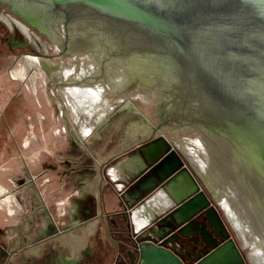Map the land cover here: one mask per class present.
<instances>
[{
  "label": "water",
  "instance_id": "95a60500",
  "mask_svg": "<svg viewBox=\"0 0 264 264\" xmlns=\"http://www.w3.org/2000/svg\"><path fill=\"white\" fill-rule=\"evenodd\" d=\"M138 1L146 7L161 11L165 16L177 18L187 32V39L183 43L185 50L186 48L192 50L202 67L194 70L179 56L178 46L173 40L159 33H152L145 26L124 19L102 1L0 0L2 4L14 7L16 14L31 26L35 24L28 20L24 10L29 12L34 10L39 12L43 18L52 21L53 17L57 18L54 21H59L64 16L62 27L65 30L66 40L70 22L68 18L73 15V12H79L87 17L95 15L101 21H107L113 25L118 37L116 40L130 41V44L137 42L135 44L143 50L155 51L158 47L162 48L164 52L161 54L169 56L177 67L180 84L177 89L185 98L184 101L191 104L190 113L193 114V119H198L200 124H204V121L209 126L213 124L215 128L217 124L226 122L230 127V135L234 139L247 141L256 144L259 149L262 148L264 145V113L262 111L264 102L261 101L260 105L254 98L255 94L250 95V92L243 90L242 87L247 80H256L257 83L264 82V40L257 37L264 36V0ZM250 31L255 33L252 34ZM112 52L115 53V51ZM64 53L65 48L58 55L63 56ZM211 54L214 59L209 56ZM109 56L112 57L110 54ZM48 57L52 58V56ZM206 74L211 82L206 79ZM214 81L217 82L218 89L229 92L232 105H223L219 102V97L217 98L214 94ZM52 90L60 105L61 116L66 124L68 135L74 142L81 144L77 134L70 129L67 106L60 97L56 84H53ZM185 102H182L184 105L180 106L181 113L186 111ZM257 107L262 111L261 117L255 114ZM118 111L119 113L129 112L133 116L132 121L150 128L151 134L147 137V141L155 140L158 143L157 151L141 152L148 169L156 170L165 161L170 160L174 162V168L164 178V182L168 179L177 180L180 175L191 181L188 190L183 192L184 196L180 195L172 199L169 210L138 230L130 224L132 208L128 204L120 205L123 209L122 216L127 223L125 226H114V229L129 259L126 264H246L241 249L228 234L220 219L219 204L204 190L200 177L188 160L181 152L177 153L176 144H170L162 134H157L161 131L162 125L177 130L176 126L184 123L182 118L176 116L177 110L173 113V123L167 121L156 126L148 122L129 100H126ZM212 134L216 135L217 140H223L222 138L227 135L216 132ZM101 180L104 182L103 177ZM161 184L162 182L159 185ZM198 219H201L202 223L196 222ZM50 221L49 228H53L58 234L59 230L53 220ZM110 223L112 224V221ZM191 226L196 227V230L201 227V230L205 231L214 242L204 243L203 237L200 236L201 240H198L195 247L205 244L206 249L202 251L203 257L196 261L186 260L187 252L184 249V245L188 244L194 232L189 231ZM219 228L222 233L218 230ZM126 231L129 234H125ZM168 235H171L174 241H168ZM167 242H170L172 247L167 246ZM58 259L55 261L56 264H62L60 259H65L67 264H79L74 256L69 258L59 256ZM248 261V264H251L249 257Z\"/></svg>",
  "mask_w": 264,
  "mask_h": 264
},
{
  "label": "crops",
  "instance_id": "0c3cea01",
  "mask_svg": "<svg viewBox=\"0 0 264 264\" xmlns=\"http://www.w3.org/2000/svg\"><path fill=\"white\" fill-rule=\"evenodd\" d=\"M77 71L65 78L76 80ZM122 104L105 118L90 114L89 127L78 125L80 118L68 104L70 126L81 144L69 136L51 141L48 127L42 125L34 136L27 128H7V136L0 130V166L9 164L12 172L1 174L0 169V194H5L0 206L9 214L23 207L14 217L0 213V264H56L59 256H74L79 264H114L117 249L109 232L115 225H124L121 204L132 208L130 222L138 230L169 210L172 199L185 195L191 183L188 178L180 175L164 182L174 162L167 160L156 170L146 167L141 152L157 151L158 143L147 141L150 134L145 125H133L132 114L119 113ZM1 111L0 117H4L6 112ZM157 134L174 144L168 130ZM6 188L15 195L5 193ZM50 218L58 234L49 228ZM60 261L67 264L65 259Z\"/></svg>",
  "mask_w": 264,
  "mask_h": 264
},
{
  "label": "bare ground",
  "instance_id": "6f19581e",
  "mask_svg": "<svg viewBox=\"0 0 264 264\" xmlns=\"http://www.w3.org/2000/svg\"><path fill=\"white\" fill-rule=\"evenodd\" d=\"M24 12L28 20L35 25H38L39 23L42 24V22H45L46 24L48 22V24L50 25H62L60 21H52L43 17H34L39 14V12H36L34 10H31L30 12L24 10ZM71 18V24L73 22L78 24L77 28L79 30L77 29V37L72 35L74 34L73 32H76L77 30L75 28H72L71 30L69 27L70 25L68 26V29L69 31L71 30L72 33L70 35L67 33V40L66 35L64 38L62 34L57 32L55 26L53 31L50 33V37L52 39V42L55 43L54 46L55 49H58V53L62 52V50L65 48V53L63 54V56H67L70 53L72 56H74V60L69 61L68 65H59L47 62L45 60L43 61L41 58H37L35 56L27 55L19 60L17 68L11 71V75L22 80L26 79L30 81L33 91L36 89V79L42 77L44 78V81L47 80L53 84H56L58 92L61 93L62 96H64V102H66V106L69 104V106L73 107L76 114L80 118V121H78V125L89 127L90 125L87 126L88 120H90L89 116H91L93 113H96L95 115L98 116V119H100V117L105 118L106 115H108L116 107V105L121 104V102L124 104L126 100H129L132 103V100L137 96L136 95L134 97V95H132L131 93L129 96L123 97L122 100L115 101V106L112 105L113 100L107 99L106 91H109L112 88L111 86L109 87V85L106 86L101 79L104 78L103 76L107 75L105 66L110 63V59H116V61H118V65H120V63L122 65L123 63L136 65L133 66L135 69L130 68V65H126L125 67H128L126 68L128 71L130 70L134 72V74H136L139 79H142V82L150 81V76L151 74H153V71L155 72V70V73H157V75L160 74L157 70L158 68L153 67L152 65L144 66L145 63H139L138 60V62H133L132 60L134 59L135 55H133V57L131 56L130 59L129 54H124L123 52L116 53V50H113L112 42L116 40V30L113 25L109 24V22L96 21L94 17L93 19L90 16H82L81 13H79L77 17L73 14ZM0 20L12 30L15 28L21 30L26 38H29L30 42H33L35 46L43 49L44 51L48 50L49 45H46L40 38H38V36L31 33V31L15 17L6 13H0ZM84 21H91V23L95 22L96 25H93L94 29H98L99 24L106 25V32L102 34L101 32L95 31L93 29L95 31L94 32L90 30V26L88 27L87 25L82 24ZM96 33L99 35V38H97L98 36L95 35ZM250 33L253 34L255 32L250 31ZM254 36L256 37L257 35ZM257 37L258 39L264 40V36ZM87 38H89L91 41L87 40ZM38 42L40 43V46H38ZM112 51H115V53L113 54ZM77 53H84L87 57L86 60L90 62V65L84 67V69L80 68L77 71V75L75 76L76 80L65 78L75 70L73 63L76 65L80 64V58ZM75 54H77V56H75ZM109 54L112 55V57L109 56ZM209 56L214 59V56L212 54ZM46 57L48 56L46 55ZM100 61H102L101 64H96L97 62L100 63ZM96 66L97 68L95 69ZM122 77H124V75ZM126 82H128V80ZM246 82L247 83L244 85V87H242V89L250 92L251 95L254 93V98H256V100H258V103H260L261 105V101L264 102V82L257 83L256 80H247ZM140 86H142L138 91L140 92V95L143 97L148 96L149 89L151 88L146 87V84H140ZM65 87L68 88L64 89ZM71 87L78 88L73 89ZM115 89H117V87H115ZM50 93L51 95H54V91L52 89L50 90ZM137 99H139V97ZM262 111L264 113V110ZM262 111L261 109H259V107H257L255 109L256 116L261 117V115H263ZM68 119L70 124L69 116ZM133 125H137V123L134 121ZM145 128L147 130H150V128L146 126ZM176 128L177 130L173 128L169 130L167 128L169 130V134L171 135L174 131V135H172V137H175V139L179 129L178 127ZM185 129L190 130L192 128L189 127ZM147 130L146 132L151 134V132ZM197 132L198 137L192 139L183 136L184 138H181V141L173 139V142L194 168V170L200 177L201 182L207 188L209 193L217 200V202L221 206L227 208V215L228 210L232 213L228 220L239 237L243 240L245 238H249L252 240L254 239L255 243L260 245V248L263 251L255 253L251 252L249 257L251 264H264V179L262 178V175L258 173L257 169L259 168L257 167L256 170H254L255 174L251 172L253 174H246V178H243L242 172H236V167H240V164L236 159V155H232L228 145H226L225 142L221 139L217 140L216 135L214 134L212 135L207 133L205 138L202 136L201 132ZM210 137H213L216 141L219 142L221 149L219 148V145L216 144L217 142L212 140ZM222 142L224 143L222 144ZM241 179H245L246 183L242 182ZM8 195L10 196V194ZM4 199L7 200L8 198L5 197ZM159 202L160 200L157 203ZM18 207L20 206L18 205ZM148 221L149 220L147 219V222ZM138 222L135 223L137 224ZM212 223H214L213 220ZM142 224L146 223L144 222Z\"/></svg>",
  "mask_w": 264,
  "mask_h": 264
},
{
  "label": "rangeland",
  "instance_id": "374dc122",
  "mask_svg": "<svg viewBox=\"0 0 264 264\" xmlns=\"http://www.w3.org/2000/svg\"><path fill=\"white\" fill-rule=\"evenodd\" d=\"M97 1L99 2L102 1L103 4L109 6L116 13L118 12V14H120L124 19L140 24L143 27L145 26L148 30L152 31V33L155 34L159 33V35L173 40L178 46L177 50L179 52V56L182 59H184L185 62L190 64L192 68H194V70L196 69L198 70L200 66L202 67V64L197 58V55L193 53L192 50H187V48L185 50L183 43L187 39L186 38L187 32L184 26L180 24L177 18H175L174 16H168V15L165 16L161 11L159 10L157 11L155 9L146 7L142 5V3L139 2L138 0H97ZM0 7H2L6 12L18 18L23 23H25L34 33L40 36V38H42V40L50 47L46 55L52 56V58L46 57L45 54L42 53L40 54L37 49H32L30 47H25L23 49H16V51L13 52H10L8 49H5V53L7 54L5 55V53H2L4 54V56H0V114H2L1 110L6 112L4 117H0V130L2 131V136L8 135L7 128L9 130H13L16 127L18 128V130H24L26 128L29 131L32 130L33 132H30V135L34 136L36 135L35 132H40L42 125L43 128L48 127L49 140L52 141V140L69 139L70 136L68 135L66 124L61 116V109L58 100L54 95H51L50 93V90L53 88V83L47 80L44 81L43 77H42L43 79L42 78L36 79V83H37L36 89L33 91L30 81L26 79L22 80L18 77H13L11 75V71L17 68L19 64V61L16 59V57L22 59L23 57L28 55L27 53L37 55L41 59L47 62L53 64H59V65L61 64L68 65L69 61L74 60L73 59L74 56H72L70 53L67 56L58 55V51L54 48V45L50 42L48 36L43 31H41L36 25L31 26L30 24L22 20L20 16L11 12L10 8L8 6H5V4L0 3ZM0 31H1L0 32L1 37L3 39H6V41L11 40L12 38H16L20 41L23 40V34L20 31L17 30L10 31L2 23H0ZM95 31H97V29H95ZM95 35L98 36L97 38H99V35L97 33ZM115 38H118L117 35L115 36ZM87 40H89V38H87ZM135 43L137 44V42H133L130 44V41L123 42L121 40H115L114 42H112V46H113L112 48L113 50H116V53L123 52L124 54H129L130 59L131 56L135 55L134 59L132 60L133 62L139 61V63H142L145 60L146 61L145 65L147 66L150 65L152 66L155 65V67L162 66L155 62H149L151 61L150 56L148 54H145L143 48L140 47L139 45H136ZM77 54H75V56H77ZM78 56L80 58V64L76 65L73 63V66L76 67L74 71L79 70L81 65H82V69L90 65V62L86 60L87 57L84 53L78 54ZM101 62L102 61H100V63L97 62L96 64H101ZM126 65L127 66L130 65V68L133 69H135L133 66H136L134 64H127V63H123V65L120 63V65H118V61H116V59L114 60L110 59V63L105 66L107 70V75L103 76L104 78H102L101 80H103V83L106 86L109 85V87L111 86V88L113 89L114 87H117L118 89V90L117 89L112 90L114 93H111V90L106 91L107 99L115 101L116 98L123 99V97H127L132 93L134 97L137 95L132 100V104L144 114L145 118L152 125L160 124L166 116L168 119V117L171 115L169 111L170 108L169 100L166 99L165 96L164 97L158 96L157 92L152 90L154 88L155 90L157 89L163 90L164 86L162 82L151 79L150 81H143L144 82L143 84L142 82H140L142 81V79H139V77L136 74H134V72L130 70L128 71L126 69L128 68L125 67ZM119 66L123 69L119 68ZM121 73H123L124 77H122ZM120 77L123 78V81L119 80ZM206 79L211 82L210 78L207 77ZM127 80L128 82H126ZM131 80H136V82L129 84ZM140 84L143 85L146 84V87L151 88L149 89L148 96L143 97L140 95V92H138L139 89H141L142 87L140 86ZM213 84H214V94L215 96H217V98L219 97L218 99L219 102H221L223 105H232V100L229 99V95H230L229 92L226 93L223 90H221V88L218 89L216 81H214ZM118 93H122V95ZM59 95L60 97L63 98L61 93ZM138 97L139 99H137ZM70 125L73 126L72 124ZM71 126L70 129H72ZM162 127L163 128L161 129L165 130L164 129L165 127L164 126ZM178 128L179 129L175 139L177 141H181L184 137H188L192 139L198 137L197 131L201 132L202 136L206 138L207 133H205L204 130H197L195 128L187 130L184 127L183 128L178 127ZM19 135L20 136L24 135V132L18 133V136ZM170 137L172 138L171 134ZM210 138L216 141L213 137ZM216 142H217L216 144H218L219 148L221 149L219 142L218 141ZM223 143L224 142H222V144ZM179 152L180 151L177 149L178 154H180ZM26 162L28 163L29 161ZM0 167L2 168L1 174L12 173L10 172L11 170L9 169L10 167L9 164H7V166L5 164H2ZM17 199L20 201L21 196L19 195ZM231 214L232 213L229 210H228V215L225 211L223 213L226 221L228 222V224L236 234L238 242H240V244L244 248H246L244 249L243 252L246 255L249 254L248 257H250L251 252L255 253V252L263 251L260 248V245L255 243L254 239L252 240L249 238H245L243 242V239H241L237 234V232H235V229L232 227L231 223L228 220ZM234 233L231 232L232 236H234Z\"/></svg>",
  "mask_w": 264,
  "mask_h": 264
},
{
  "label": "flooded vegetation",
  "instance_id": "af4514ba",
  "mask_svg": "<svg viewBox=\"0 0 264 264\" xmlns=\"http://www.w3.org/2000/svg\"><path fill=\"white\" fill-rule=\"evenodd\" d=\"M1 3V2H0ZM5 6H8L9 8H10V10H11V12H13L14 14H16V10H14V7H12V6H10V5H8V4H5ZM0 13H6V14H9V15H11L10 13H8V12H6L2 7H0ZM73 14L77 17V15L79 14V12L77 13V12H73ZM16 15H18V14H16ZM11 16H13V15H11ZM63 16V15H62ZM13 17H15V16H13ZM34 17H36V18H38V17H42V16H40V13L39 14H37L36 16H34ZM90 17H94L95 18V20L96 21H101L100 20V18H97L95 15L94 16H90ZM16 18V17H15ZM93 18V19H94ZM16 19H18V18H16ZM53 19L55 20V19H57V18H55V17H53ZM69 19V24H68V26L70 27V29L72 30V28H75L76 30L78 29L77 28V23H75V22H73L72 24H71V22H72V18L71 17H69L68 18ZM19 20V19H18ZM89 20H92V19H89ZM20 21V20H19ZM59 21L61 22V23H63V21H64V16L63 17H61L60 19H59ZM20 22H22V21H20ZM107 22V21H106ZM0 23H2V24H4L10 31H14V30H17V31H20L22 34H23V40H18V39H16V38H12L11 40H9V41H6V39H3L2 37H1V33H0V56H4V54H2V53H5V49H8L10 52H13V51H16V49H23V48H25V47H30V48H32V49H37L38 51H39V53L41 54H47L48 53V51H49V49H50V47H48V50L47 51H44L43 49H41V48H39V47H37V46H35V44L33 43V42H30V39L28 38H26V36L24 35V33L21 31V30H19V29H17V28H15V29H11V28H9L5 23H3L1 20H0ZM23 23V22H22ZM30 31H31V33H33V34H35L36 36H38L36 33H34L25 23H23ZM80 24V23H79ZM82 24H84V25H87L89 28H90V30H92V31H94L95 29H94V27H93V25L95 24V22H93V23H91V21H84ZM96 25V24H95ZM36 26L39 28V29H41V31H43L47 36H48V38H49V40H50V42L54 45L55 43H53L52 42V39H51V37H50V33L53 31V29H54V26H55V28L57 29V32H59L60 34H62L63 36H64V38H65V30L63 29V27H62V25H58V24H56V25H50V24H48V22H47V24L45 23V22H42V24H36ZM48 28H47V27ZM62 29V30H61ZM94 29V30H93ZM106 29H107V27H106V25H103V24H99V28L97 29V31H99V32H101L102 34L103 33H105L106 32ZM64 30V31H63ZM68 30V34L70 35L71 33H72V31L70 30V33H69V29H67ZM79 30V29H78ZM78 30L76 31V32H73L74 34H72L73 36H78V34H77V32H78ZM62 31V32H61ZM91 31V32H92ZM1 32V31H0ZM95 32V31H94ZM38 38H40V36H38ZM41 40H42V38H40ZM90 40V39H89ZM43 41V40H42ZM91 41V40H90ZM44 42V41H43ZM93 42H94V40H93ZM45 43V42H44ZM69 43V42H68ZM38 44V46H40V43L38 42L37 43ZM46 44V43H45ZM47 45V44H46ZM54 48H55V46H54ZM56 50H58V49H56ZM144 52H145V54H148L149 56H150V59H151V61H149V62H155V63H157V64H159V65H162V66H157L156 68H158L157 70H158V72H159V74H160V76H157V73H155L154 71H153V74H151L152 76H150V79H153V80H157V81H161L162 82V84H163V86H164V88H163V90H160V89H157V90H155V88H154V90L155 91H158L157 92V94H158V96H165V98L166 99H168L169 100V102H170V108H169V111H170V113H171V115L168 117V119H167V116L162 120V124L163 123H165V122H172L173 123V120H172V118H173V113H174V111L175 110H177L176 111V116H178V118H182L183 120H184V123L181 125H179V126H176V127H190V128H192V129H197V130H204V132L205 133H208V134H212L213 132H216V133H218V134H223V135H226L225 137H223L222 139V141H224L225 142V144L226 145H228V147L230 148V150H231V153H232V155L234 156V154L236 155V159H237V161L239 162V164H240V167L238 166V167H236V172L238 173V172H242V176H243V178H246L245 176H246V174H253L254 173V170H256V168L258 167L259 169H257L258 170V173L259 174H261L262 175V178L264 179V145L262 146V148H258L257 146H256V144H252V143H249V142H247V141H240V139H234L231 135H230V127H229V125H228V123H226V122H223V124H217L216 125V128H215V126L212 124V125H208L207 123H205V121L203 122L204 124H200V123H198V119H193L194 117H193V114L192 113H190V110H191V104L190 103H186L184 100H185V98L181 95L182 93H180V92H178V86L180 85L179 84V76H178V70H177V67L172 63V61H171V58L169 57V56H167V55H162L161 53L162 52H164V50L162 49V48H157L155 51H153V50H143ZM7 53H5V55H6ZM28 55H31V56H35V57H37V58H40L39 56H37V55H34V54H31V53H27ZM133 57V56H132ZM143 57V56H142ZM24 58V57H23ZM153 58V59H152ZM16 59L19 61L20 60V58H18V57H16ZM145 59V58H144ZM146 61L144 60V62H142V63H145ZM144 66H147V65H145L144 64ZM153 67H155V65H153ZM156 71V70H155ZM161 73H162V75H161ZM136 82V80H131L130 81V83L129 84H132V83H135ZM140 82H142V81H140ZM143 84H144V82H142ZM129 84H128V86H129ZM182 86V85H181ZM250 94V93H249ZM180 95L182 96V97H180ZM185 96L187 95L186 94V92H185V94H184ZM251 95V94H250ZM252 95H254V93L252 94ZM185 102V104H186V111L185 112H183V113H181L180 112V106L181 105H184L183 103ZM176 104H178V105H176ZM172 106H173V108H172ZM175 109V110H174ZM236 115H238V113H236ZM183 116V117H182ZM195 116V115H194ZM177 120V119H176ZM181 120V119H180ZM191 121V122H190ZM212 123H213V121H211ZM190 123V124H189ZM158 125V124H157ZM224 125V126H223ZM162 126H164L165 128V130L168 128L169 130L170 129H172V128H169V127H167V126H165V125H162ZM163 128V127H162ZM167 129V130H168ZM168 130V131H169ZM176 130V129H175ZM217 138V137H216ZM234 168V167H233ZM251 172H253V173H251ZM255 174V173H254ZM262 179V180H263ZM242 180V182H244V183H246V180L245 179H241ZM202 186H203V188H204V190L208 193V195L210 196V198L211 199H214L213 197H212V195L209 193V191L207 190V188L202 184ZM7 189V188H6ZM9 190V189H8ZM12 193H13V191L12 190H10ZM14 194V193H13ZM15 195V194H14ZM215 200V199H214ZM217 202V201H216ZM218 203V202H217ZM219 204V203H218ZM219 206H220V208L221 209H219L220 211H219V214H220V219H221V221H222V223H223V225H224V227H225V229H226V231L228 232V234L234 239V241L236 242V244L238 245V247L241 249V254H242V257L244 258V261H245V263L246 264H248V255H246L243 251H244V249H246V248H244L241 244H240V242H238V240H237V237H236V234L234 233V231L232 230V228L230 227V225L228 224V222L226 221V219H225V217H224V215H223V213H224V211L226 212L227 210V208L226 207H223V206H221L220 204H219ZM224 209V210H223ZM23 212V207H22V210H20V211H18V210H16L15 211V213L14 214H10L9 216H7L6 215V211L4 210V211H0V213H3L5 216H7V217H14L15 215H17V213H19V214H21ZM123 217V216H122ZM124 219V218H123ZM196 222H198V223H202V220L201 219H198V221H196ZM126 223L127 222H125L124 221V225H122V226H125L126 225ZM130 224H131V222H130ZM112 225V224H111ZM116 226V225H115ZM200 228V229H199ZM219 231H221V233H222V230L219 228L218 229ZM189 231L191 232H193L192 233V235H191V237L189 238V240H188V244H186V245H184V249H185V251L187 252V255H186V260H193V261H196V260H198V259H200L201 257H203V253H202V251H204L205 249H206V246H205V244H203L201 247H195L196 245H197V243H198V240H201V237H203V240H204V243H208V244H212V243H214L207 235H206V233H205V231H203V230H201V227H198V230H196V227H194V226H191V228H189ZM231 232L232 233H234V236H232V234H231ZM110 235L112 234V237H113V243H115L116 244V254H115V261H114V264H126V263H128L129 262V259L127 258V256L125 255L126 253H125V249H122V247H121V245H120V243H121V241L119 240V238L115 235V229H114V227L112 228V230H110ZM125 234H129V232L128 231H126V233ZM171 235H168V241H174V239H173V237H170ZM201 236V237H200ZM166 243L167 244V246H169V247H172V244L171 243ZM158 243H160V241L158 242ZM190 251V252H189ZM251 262V261H250Z\"/></svg>",
  "mask_w": 264,
  "mask_h": 264
},
{
  "label": "built area",
  "instance_id": "2783aa9c",
  "mask_svg": "<svg viewBox=\"0 0 264 264\" xmlns=\"http://www.w3.org/2000/svg\"><path fill=\"white\" fill-rule=\"evenodd\" d=\"M2 169V168H0ZM1 185V184H0ZM5 193H9L10 195H14L10 190L6 189ZM5 195V194H0V198H2L1 196ZM2 200V199H1ZM0 200V201H1ZM0 211H4V209L0 206ZM6 215L9 216L10 214L6 211Z\"/></svg>",
  "mask_w": 264,
  "mask_h": 264
}]
</instances>
